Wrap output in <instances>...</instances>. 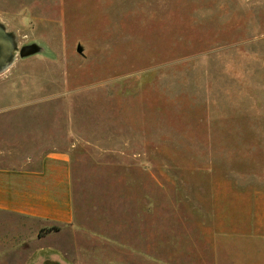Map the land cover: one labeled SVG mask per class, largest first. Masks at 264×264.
<instances>
[{
  "label": "rangeland",
  "instance_id": "1",
  "mask_svg": "<svg viewBox=\"0 0 264 264\" xmlns=\"http://www.w3.org/2000/svg\"><path fill=\"white\" fill-rule=\"evenodd\" d=\"M0 25V149L79 175L72 225L0 212V264H264V0H0Z\"/></svg>",
  "mask_w": 264,
  "mask_h": 264
},
{
  "label": "crops",
  "instance_id": "2",
  "mask_svg": "<svg viewBox=\"0 0 264 264\" xmlns=\"http://www.w3.org/2000/svg\"><path fill=\"white\" fill-rule=\"evenodd\" d=\"M28 138L0 149V212L45 225H72L78 208L76 164L61 145L30 150L34 140Z\"/></svg>",
  "mask_w": 264,
  "mask_h": 264
},
{
  "label": "water",
  "instance_id": "3",
  "mask_svg": "<svg viewBox=\"0 0 264 264\" xmlns=\"http://www.w3.org/2000/svg\"><path fill=\"white\" fill-rule=\"evenodd\" d=\"M16 49L11 35L0 25V72L13 61ZM77 51L83 52L81 45H78ZM36 52L37 48L35 45H25L20 49L19 54L21 57H27Z\"/></svg>",
  "mask_w": 264,
  "mask_h": 264
}]
</instances>
